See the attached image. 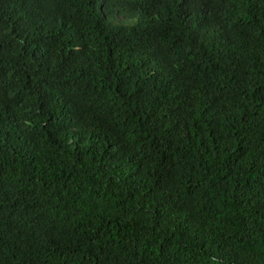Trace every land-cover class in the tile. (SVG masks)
I'll return each mask as SVG.
<instances>
[{"label":"trees","instance_id":"obj_1","mask_svg":"<svg viewBox=\"0 0 264 264\" xmlns=\"http://www.w3.org/2000/svg\"><path fill=\"white\" fill-rule=\"evenodd\" d=\"M106 1L0 0V264H264V0Z\"/></svg>","mask_w":264,"mask_h":264},{"label":"clouds","instance_id":"obj_2","mask_svg":"<svg viewBox=\"0 0 264 264\" xmlns=\"http://www.w3.org/2000/svg\"><path fill=\"white\" fill-rule=\"evenodd\" d=\"M103 1L107 2L106 0H98L99 12H100L101 14H103V15H106V14H107V10H106V9H103V8L100 6L101 2H103ZM115 15H119V9H116V11H115Z\"/></svg>","mask_w":264,"mask_h":264}]
</instances>
